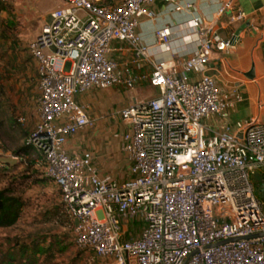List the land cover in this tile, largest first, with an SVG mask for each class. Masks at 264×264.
I'll list each match as a JSON object with an SVG mask.
<instances>
[{"label":"built area","instance_id":"2783aa9c","mask_svg":"<svg viewBox=\"0 0 264 264\" xmlns=\"http://www.w3.org/2000/svg\"><path fill=\"white\" fill-rule=\"evenodd\" d=\"M61 1L27 45L38 86L28 144L60 191L75 246L100 264H264V235L246 238L264 234V123H230L241 94L221 90L206 74L212 55L227 52L234 35L222 38L193 16L196 48L177 57L164 50L170 28H157L153 44L137 31L140 17L153 16V3L180 10L176 0ZM226 12L230 22L247 18L223 2L216 13ZM115 41L127 45L129 63L110 57ZM143 62L150 70L134 73L132 64ZM141 82L156 95L113 112L124 125L119 149L127 178L100 174L88 152L68 153V138L95 125L76 95L113 86L131 91Z\"/></svg>","mask_w":264,"mask_h":264},{"label":"crops","instance_id":"0c3cea01","mask_svg":"<svg viewBox=\"0 0 264 264\" xmlns=\"http://www.w3.org/2000/svg\"><path fill=\"white\" fill-rule=\"evenodd\" d=\"M176 2L181 5L180 10H174L172 6L162 2H155L149 7L153 16L140 17L137 31L142 42L153 44L155 30L166 26L170 28V42L168 50H164L176 54L177 57H184L196 48L193 42V30L189 25V20L193 16H199L211 22L222 38L232 37L237 28L247 23L248 26H245L238 36L233 38L232 46L227 52H215L212 55L208 71L214 72L212 75L215 76L221 90L236 87L241 94V101L227 116L230 123L246 118L264 123V0H176ZM223 2H229L233 7L245 12L246 20L235 23L229 21L228 12L221 16L217 15L216 12ZM186 3L193 4V7L185 8ZM9 4L13 12L23 18L26 23H31L34 27L36 25L33 29L34 37L41 25L50 20L51 10L63 5V2L61 0H10ZM27 45L28 43L25 45L24 52L17 51L14 54L21 74L28 75L18 82L21 83L29 78L28 65H32L35 71L33 78L37 85L36 64L28 54ZM112 47L111 58L118 62L131 61L132 54L127 50L124 42L115 41ZM132 69L136 74L147 73L150 66L143 62L139 67L132 64ZM143 88H151L152 93L143 96ZM102 90L105 91L102 92ZM156 93L155 88L141 82L131 91L120 86L105 89L93 88L76 95L75 99L79 103L96 106L98 109H108V106L113 107L116 103L126 106L133 98H146ZM116 110L118 109L113 108L106 113L103 111L97 113V110L90 113L88 110L89 115L95 119L94 127L79 130L68 138L65 147L71 155L90 153L92 163L98 168L100 174L123 180L129 174L127 161L119 149L124 125L114 115L113 112ZM31 112L34 116H28L25 113L23 118L27 123L25 129L29 133L37 121V107ZM19 121L22 122V119Z\"/></svg>","mask_w":264,"mask_h":264},{"label":"rangeland","instance_id":"374dc122","mask_svg":"<svg viewBox=\"0 0 264 264\" xmlns=\"http://www.w3.org/2000/svg\"><path fill=\"white\" fill-rule=\"evenodd\" d=\"M35 27L16 15L9 1L0 2V104L13 110L19 120L22 119L19 123L23 128L27 126L23 119L25 113L34 116L31 111L37 107L38 87L33 78L35 71L32 65H28L29 78L18 82L28 75L21 74L14 54L17 51L24 52L25 45L33 37ZM68 66L69 62L65 64V70ZM150 91L151 88H143L142 95L148 96L147 94L152 93ZM85 105L90 113L95 110L97 113H106L113 108L120 109L125 104L116 103L113 107L108 106V109ZM22 143L23 140L17 135H14V141H3L0 138L1 155L16 157L11 151L3 153L2 148L16 149ZM22 176L28 177L22 181ZM13 178L18 179L16 182H23L20 191L24 206L15 225L0 228V264H7L8 255L15 258L13 264H100L99 259L91 252L75 246L71 220L63 210L60 191L52 180L19 160L16 168L0 179V187ZM21 245L29 249L21 253ZM37 245L44 249L49 247L50 250L33 254L34 246Z\"/></svg>","mask_w":264,"mask_h":264},{"label":"trees","instance_id":"16d2710c","mask_svg":"<svg viewBox=\"0 0 264 264\" xmlns=\"http://www.w3.org/2000/svg\"><path fill=\"white\" fill-rule=\"evenodd\" d=\"M14 135L15 137L17 135V137L23 140L21 147L16 149L4 147L2 148L3 153L11 151L13 155L20 158L19 162H25L27 166H33L36 170L41 172L43 177L47 178L44 176L42 168L36 166V162L41 159V154L28 144L30 133L19 123V118L15 116L13 110L5 108L0 104V138L3 141H14ZM16 166L17 162L14 164L0 165V179L4 178L6 173L16 168ZM27 177L28 176H22L21 180L23 181ZM17 180V178L7 180L6 184L0 187V228L11 227L15 225L20 218L24 206L23 196L20 191L23 182H16ZM28 249L29 247L21 245L20 252L25 253ZM48 250H50L49 247L44 249L37 245L34 246L32 252L33 254H41ZM14 262L15 258L8 255L7 264H13Z\"/></svg>","mask_w":264,"mask_h":264},{"label":"water","instance_id":"95a60500","mask_svg":"<svg viewBox=\"0 0 264 264\" xmlns=\"http://www.w3.org/2000/svg\"><path fill=\"white\" fill-rule=\"evenodd\" d=\"M248 26V24H242L239 28H237L234 32V37H237L238 34L240 33V31L245 27ZM233 37V38H234ZM214 72L212 71H207L206 74L207 75H212ZM19 159L17 157H11V156H0V164L1 165H5V164H14L18 161ZM253 178L255 181L262 183V180L260 179L258 174H254ZM74 224H77V220H74ZM259 235H264V234H254L251 236H248L246 238H251V237H255V236H259Z\"/></svg>","mask_w":264,"mask_h":264}]
</instances>
